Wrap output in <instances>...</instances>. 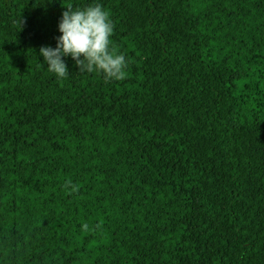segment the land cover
Returning a JSON list of instances; mask_svg holds the SVG:
<instances>
[{"label": "trees", "instance_id": "1", "mask_svg": "<svg viewBox=\"0 0 264 264\" xmlns=\"http://www.w3.org/2000/svg\"><path fill=\"white\" fill-rule=\"evenodd\" d=\"M97 3L126 78L58 79ZM0 264H264V0H0Z\"/></svg>", "mask_w": 264, "mask_h": 264}, {"label": "clouds", "instance_id": "2", "mask_svg": "<svg viewBox=\"0 0 264 264\" xmlns=\"http://www.w3.org/2000/svg\"><path fill=\"white\" fill-rule=\"evenodd\" d=\"M113 29L109 12L100 4L76 9L69 5L58 24L61 35L56 38V47L42 46L39 55L47 70L61 80L69 74L62 58L70 56L80 72L102 74L106 83L121 81L126 78L128 62L125 55L110 47ZM64 186L77 191L71 181H66ZM87 228L85 224L84 229Z\"/></svg>", "mask_w": 264, "mask_h": 264}]
</instances>
